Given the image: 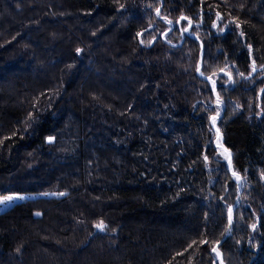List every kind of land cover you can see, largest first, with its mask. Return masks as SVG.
<instances>
[{"label": "trees", "instance_id": "trees-1", "mask_svg": "<svg viewBox=\"0 0 264 264\" xmlns=\"http://www.w3.org/2000/svg\"><path fill=\"white\" fill-rule=\"evenodd\" d=\"M8 194L0 264H264V0H0Z\"/></svg>", "mask_w": 264, "mask_h": 264}, {"label": "rangeland", "instance_id": "rangeland-1", "mask_svg": "<svg viewBox=\"0 0 264 264\" xmlns=\"http://www.w3.org/2000/svg\"><path fill=\"white\" fill-rule=\"evenodd\" d=\"M185 32V31H184ZM186 35H188V32L186 31V33H185ZM218 138V140L220 139V136H218L217 137ZM220 142V141H219ZM229 156V155H228ZM229 158L230 157H228V163H230V161H229ZM237 183L239 184L240 183V179L238 178V180H237ZM5 196H13V197H19V198H16V199H13V200H11V201H5L4 203H2V204H0V213L1 212H3V211H5L7 208H9L11 205H13V204H15V203H18V202H21V201H23V200H25V199H27V198H29V197H32V196H34V195H32V194H8V195H4V196H2V197H0V200H2L3 199V197H5ZM215 253V255L217 256V263L218 264H222V262H221V259H220V256L217 254V252H214Z\"/></svg>", "mask_w": 264, "mask_h": 264}, {"label": "snow or ice", "instance_id": "snow-or-ice-1", "mask_svg": "<svg viewBox=\"0 0 264 264\" xmlns=\"http://www.w3.org/2000/svg\"><path fill=\"white\" fill-rule=\"evenodd\" d=\"M157 14H159V9H157ZM218 18H220V17L218 16ZM181 19H187V17H181ZM169 23H171V21H169ZM241 35H243V33H241ZM221 71H223V69ZM253 71H255V62L254 61H253ZM201 75H203V73H201ZM213 83H215V82H213ZM215 119L216 118L213 117V123H215ZM51 140H52V138L50 137L49 141H51ZM61 195H63V193H61ZM16 198H19V197L5 196V197H3L2 200H0V204L4 203L5 201H11V200L16 199ZM37 215H39V213H37ZM105 227H106V225L102 221L96 224L97 229L103 230ZM253 228H255V225H253ZM204 243H207V241H204ZM213 251L217 252V254L219 255L217 248H213Z\"/></svg>", "mask_w": 264, "mask_h": 264}, {"label": "water", "instance_id": "water-1", "mask_svg": "<svg viewBox=\"0 0 264 264\" xmlns=\"http://www.w3.org/2000/svg\"><path fill=\"white\" fill-rule=\"evenodd\" d=\"M230 158H231V155H230ZM229 161H230V159H229Z\"/></svg>", "mask_w": 264, "mask_h": 264}, {"label": "bare ground", "instance_id": "bare-ground-1", "mask_svg": "<svg viewBox=\"0 0 264 264\" xmlns=\"http://www.w3.org/2000/svg\"><path fill=\"white\" fill-rule=\"evenodd\" d=\"M230 159V158H229Z\"/></svg>", "mask_w": 264, "mask_h": 264}]
</instances>
